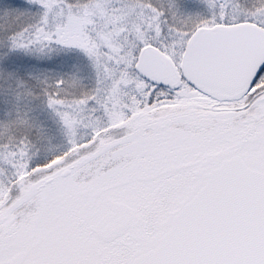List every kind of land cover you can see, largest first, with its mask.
<instances>
[{"label":"snow or ice","instance_id":"6c2138e0","mask_svg":"<svg viewBox=\"0 0 264 264\" xmlns=\"http://www.w3.org/2000/svg\"><path fill=\"white\" fill-rule=\"evenodd\" d=\"M0 264H264V0H0Z\"/></svg>","mask_w":264,"mask_h":264}]
</instances>
